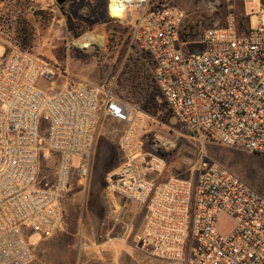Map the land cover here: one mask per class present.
<instances>
[{
	"label": "built area",
	"instance_id": "1",
	"mask_svg": "<svg viewBox=\"0 0 264 264\" xmlns=\"http://www.w3.org/2000/svg\"><path fill=\"white\" fill-rule=\"evenodd\" d=\"M233 1L206 0L212 22L200 34L171 0H115L121 16L111 19L129 28L130 48L158 90L164 108L153 120L168 117L192 137L264 155V0L255 29L237 26ZM57 76L64 81L51 93L44 85ZM101 112L123 125L122 161L107 174L105 197L122 228L118 217L128 204L144 213L133 242L145 257L264 264V196L205 156L191 178L160 180L174 140L140 135L146 114L138 107L111 89L64 77L19 45L0 57V264L31 263V239L61 230L67 194L88 179ZM52 161L54 169L43 173ZM223 218L231 222L224 231Z\"/></svg>",
	"mask_w": 264,
	"mask_h": 264
},
{
	"label": "rangeland",
	"instance_id": "2",
	"mask_svg": "<svg viewBox=\"0 0 264 264\" xmlns=\"http://www.w3.org/2000/svg\"><path fill=\"white\" fill-rule=\"evenodd\" d=\"M171 1L188 12L187 26H192L194 33L200 34L211 24L206 0ZM232 4L237 26L241 24L255 29L261 13L259 0L244 2L242 7L241 0H234ZM224 25L220 23V26ZM24 32L28 38L26 43ZM89 34H104V45L87 49L78 46L77 42L84 43ZM0 45L5 50L8 45H19L63 71L64 77L111 89L114 96L143 111L146 115L143 116L140 135L160 134L176 143L173 150L163 155L160 180L191 178L193 167L205 156L264 196V155L192 137L179 125H173L174 121L168 117L161 121L150 117L164 105L156 103L158 90L139 62L137 50L130 48L129 28L112 20L108 14V0H66L63 4L56 0H0ZM183 51L187 57L194 53L189 45L184 46ZM63 81L57 76L44 86L53 93ZM173 130L182 135H176ZM122 131V124L100 113L88 179L81 186L74 182L64 200L66 233L47 239L33 237L32 264H81L78 258L82 254V244L87 248L96 241L119 242L123 238L134 246L133 238L143 225L144 213L128 204L135 215H120L118 220L126 225L122 228L121 224L115 223L105 197L107 174L122 161L118 150ZM43 138L44 134H41ZM230 225L228 219H221L223 231ZM137 254L135 250L129 251L126 260L119 264H168Z\"/></svg>",
	"mask_w": 264,
	"mask_h": 264
},
{
	"label": "crops",
	"instance_id": "3",
	"mask_svg": "<svg viewBox=\"0 0 264 264\" xmlns=\"http://www.w3.org/2000/svg\"><path fill=\"white\" fill-rule=\"evenodd\" d=\"M238 1V0H236ZM241 7L243 6V0ZM241 30H244L241 29ZM5 53V47L0 45V57L2 55H4ZM172 120V119H171ZM137 208V207H136ZM138 209V208H137ZM139 210V209H138ZM139 212V211H138ZM129 213H131L132 215H135L133 211H131V209H129V206L127 205L123 210H122V214L123 217H125L126 214L129 215ZM66 227L65 225L62 226L61 230L57 233V235L59 234H63L66 233ZM112 231V229H111ZM110 231V232H111ZM135 246L129 244L128 242H126L123 238L119 241V242H94L92 244H90V246H88L87 248L85 247V245L82 244L81 246V256L78 258L81 262V264H89L90 262H94L95 264H119L122 260L125 261L126 256L128 254L129 251H133L135 250L136 254L138 252V254H140V256H142L143 258L145 257V255L140 252ZM137 254V255H138ZM139 256V255H138ZM32 264V263H29Z\"/></svg>",
	"mask_w": 264,
	"mask_h": 264
},
{
	"label": "bare ground",
	"instance_id": "4",
	"mask_svg": "<svg viewBox=\"0 0 264 264\" xmlns=\"http://www.w3.org/2000/svg\"><path fill=\"white\" fill-rule=\"evenodd\" d=\"M114 1L115 0H108V14L110 15V17H120L121 16V12L120 10H118L115 6H114ZM105 43V36L104 34H98V35H94V34H89L85 37V42H77V45L82 47V48H91L94 46H103Z\"/></svg>",
	"mask_w": 264,
	"mask_h": 264
},
{
	"label": "trees",
	"instance_id": "5",
	"mask_svg": "<svg viewBox=\"0 0 264 264\" xmlns=\"http://www.w3.org/2000/svg\"><path fill=\"white\" fill-rule=\"evenodd\" d=\"M23 36H24V40H25V43H26L27 40H28L27 33L24 32ZM55 163H56L55 161L45 163L43 165V167H42L43 173H47L48 171H52V169H54V167H55Z\"/></svg>",
	"mask_w": 264,
	"mask_h": 264
},
{
	"label": "water",
	"instance_id": "6",
	"mask_svg": "<svg viewBox=\"0 0 264 264\" xmlns=\"http://www.w3.org/2000/svg\"><path fill=\"white\" fill-rule=\"evenodd\" d=\"M58 4H63L66 0H56ZM195 55H198V52L195 53Z\"/></svg>",
	"mask_w": 264,
	"mask_h": 264
}]
</instances>
